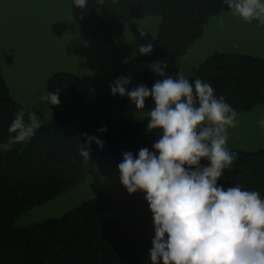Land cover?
<instances>
[{
  "label": "trees",
  "instance_id": "trees-1",
  "mask_svg": "<svg viewBox=\"0 0 264 264\" xmlns=\"http://www.w3.org/2000/svg\"><path fill=\"white\" fill-rule=\"evenodd\" d=\"M71 5L75 24L102 44L121 39L132 21L162 19L151 55L131 60L114 74L113 81L131 74L129 90L138 83L151 89L162 79L147 67L153 62L167 61L166 75L175 78L178 60L203 37L209 20L231 11L225 0H105L100 13L96 0H87L83 9L74 0ZM197 78L210 83L214 94L224 96L237 113L264 106V59L215 52L188 79L194 85ZM56 89L61 90V103L53 105L51 121L37 130L25 148L16 144L10 151H0V264H151L149 250L155 233L146 194H129L121 181L110 193L59 218L15 225L21 214L79 185L87 165L118 169L124 152L135 156L141 148L154 151L157 140L146 137L136 119L137 112L154 107L151 98L145 109L137 110L127 96L101 95L66 72L48 79L47 92ZM20 109L27 122L28 111L12 96L0 67V143L7 141L10 123ZM105 126L107 132L98 131ZM82 133L104 142L102 149L92 142L87 163L79 156L80 146L87 143ZM229 151L238 158L224 170L218 184L257 191L264 199V150Z\"/></svg>",
  "mask_w": 264,
  "mask_h": 264
},
{
  "label": "clouds",
  "instance_id": "clouds-1",
  "mask_svg": "<svg viewBox=\"0 0 264 264\" xmlns=\"http://www.w3.org/2000/svg\"><path fill=\"white\" fill-rule=\"evenodd\" d=\"M83 9L87 0H74ZM105 0H96L102 11ZM232 14L245 22L257 20L264 26V0H225ZM223 27V19L219 20ZM141 38L147 33L138 29ZM152 43L140 45L133 52L151 55ZM128 60H125L127 63ZM157 76L151 89L138 83L129 90L131 74L120 76L111 84L113 96H127L135 109L143 110L151 98L154 107L147 115L149 132L161 130L153 149H139L134 156L126 151L117 165L120 181L129 194L144 192L153 214L154 237L149 250L151 264H264V199L257 191L240 186L218 184L225 169L232 167L238 154L227 148L228 129L239 125L237 111L224 96L217 97L210 83L197 78L193 83L180 70L175 78L166 75L167 61L147 65ZM60 89L46 92L38 99L59 106ZM258 125L264 128V119ZM43 121L35 112L20 109L10 123L6 142L0 151H10L16 144L30 142ZM107 132V127L99 129ZM87 143L79 156L91 159V144L101 149L104 142L82 133ZM202 160L209 163L203 165ZM75 159L73 163H75Z\"/></svg>",
  "mask_w": 264,
  "mask_h": 264
},
{
  "label": "rangeland",
  "instance_id": "rangeland-1",
  "mask_svg": "<svg viewBox=\"0 0 264 264\" xmlns=\"http://www.w3.org/2000/svg\"><path fill=\"white\" fill-rule=\"evenodd\" d=\"M223 19V27L219 20ZM160 17L132 21L121 39L111 44L97 43L75 24L71 0H0V67L12 96L28 113L35 112L43 125L53 117V105L38 98L47 92L48 79L66 72L80 77L95 92L109 96L115 72L125 60L140 58L134 51L155 41ZM138 29L147 33L141 38ZM237 53L264 59V26L257 20L245 22L232 12L209 20L203 37L178 60V71L189 78L213 53ZM127 62V63H128ZM148 112H137L136 119L146 137L158 140L161 130L149 132ZM239 125L228 129V149L264 150V106L238 113ZM28 142L22 143L23 148ZM201 163L206 165L207 160ZM120 172L105 164L91 163L83 181L61 193L55 200L21 214L17 227L59 218L100 194H108L120 183Z\"/></svg>",
  "mask_w": 264,
  "mask_h": 264
}]
</instances>
